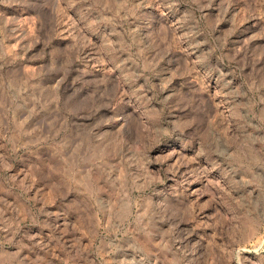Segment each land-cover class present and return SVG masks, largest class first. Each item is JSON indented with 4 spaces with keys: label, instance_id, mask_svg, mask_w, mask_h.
Masks as SVG:
<instances>
[{
    "label": "rangeland",
    "instance_id": "obj_1",
    "mask_svg": "<svg viewBox=\"0 0 264 264\" xmlns=\"http://www.w3.org/2000/svg\"><path fill=\"white\" fill-rule=\"evenodd\" d=\"M0 264H264V0H0Z\"/></svg>",
    "mask_w": 264,
    "mask_h": 264
}]
</instances>
